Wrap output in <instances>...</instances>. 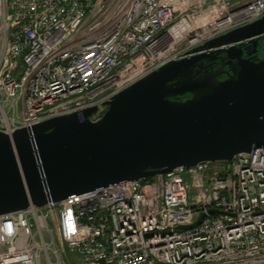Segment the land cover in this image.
<instances>
[{"label":"built area","instance_id":"2783aa9c","mask_svg":"<svg viewBox=\"0 0 264 264\" xmlns=\"http://www.w3.org/2000/svg\"><path fill=\"white\" fill-rule=\"evenodd\" d=\"M263 15L264 0H0V131L92 107L98 120L129 85ZM145 180L0 215V264H264V147Z\"/></svg>","mask_w":264,"mask_h":264},{"label":"water","instance_id":"95a60500","mask_svg":"<svg viewBox=\"0 0 264 264\" xmlns=\"http://www.w3.org/2000/svg\"><path fill=\"white\" fill-rule=\"evenodd\" d=\"M263 41L264 15L129 85L98 120L92 107L0 131V215L264 147Z\"/></svg>","mask_w":264,"mask_h":264},{"label":"rangeland","instance_id":"374dc122","mask_svg":"<svg viewBox=\"0 0 264 264\" xmlns=\"http://www.w3.org/2000/svg\"><path fill=\"white\" fill-rule=\"evenodd\" d=\"M258 50L261 54H264V51H263V43L261 42L259 47H258Z\"/></svg>","mask_w":264,"mask_h":264},{"label":"flooded vegetation","instance_id":"af4514ba","mask_svg":"<svg viewBox=\"0 0 264 264\" xmlns=\"http://www.w3.org/2000/svg\"><path fill=\"white\" fill-rule=\"evenodd\" d=\"M214 68H217L219 65L217 64V62H213ZM226 68V67H225Z\"/></svg>","mask_w":264,"mask_h":264},{"label":"bare ground","instance_id":"6f19581e","mask_svg":"<svg viewBox=\"0 0 264 264\" xmlns=\"http://www.w3.org/2000/svg\"><path fill=\"white\" fill-rule=\"evenodd\" d=\"M37 124H38V123H37ZM34 125H35V124H34ZM31 126H32V125H31ZM28 127H30V126H28ZM21 128H22V127H21ZM14 131H15V130H14ZM14 131H13V132H14ZM13 132H12V133H13ZM12 133H11V134H12ZM11 134H9V135L11 136Z\"/></svg>","mask_w":264,"mask_h":264},{"label":"trees","instance_id":"16d2710c","mask_svg":"<svg viewBox=\"0 0 264 264\" xmlns=\"http://www.w3.org/2000/svg\"><path fill=\"white\" fill-rule=\"evenodd\" d=\"M152 180V178H150L149 180H145V181H151Z\"/></svg>","mask_w":264,"mask_h":264}]
</instances>
